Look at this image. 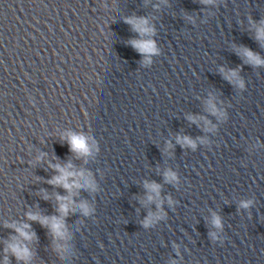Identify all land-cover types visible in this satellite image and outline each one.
I'll return each mask as SVG.
<instances>
[{"label": "clouds", "instance_id": "clouds-1", "mask_svg": "<svg viewBox=\"0 0 264 264\" xmlns=\"http://www.w3.org/2000/svg\"><path fill=\"white\" fill-rule=\"evenodd\" d=\"M203 3H210L211 0H201ZM125 23L131 25L133 31H136L140 34L141 37L150 36L153 33V29L148 26V21L146 18H127ZM257 40H264V27H260L257 29L256 33ZM132 47L140 53L143 57L144 64L151 63V56L158 53V49L155 45V42L151 39H138L130 41ZM242 56L246 58V63H249L253 66H264V59H261L259 54L252 52L248 48L242 49ZM238 77V73L235 70H231L229 75L225 76V79L229 80V82H233V78ZM240 87H243V81L237 80ZM208 110L212 114H218L215 104L212 100L208 101ZM194 121L195 118L190 117ZM62 139H66L69 145V149L71 152L75 153L76 156L79 157H88L93 155V148L95 144H90V137L80 133H68ZM177 143L181 146H190L195 148V141L189 136H177ZM37 159H40L39 157ZM58 175L54 176L50 181V184L55 186L63 187L67 192L68 196H59L57 195L56 199L58 202V211L60 213L59 216H51V217H42L40 214H31L29 213L28 218L31 220L38 221L43 226L49 228L54 238L64 239L67 235L66 233V225H65V217L68 215L70 211H75L73 208V196L76 194V190L80 188H85L89 191L95 190V185L91 183L84 171H73L71 162H69L65 166H61L59 163L52 165ZM81 178H83V183L80 182ZM165 182L167 183H175L177 180V175L175 172L168 170L164 173ZM145 189L148 192L147 202H156L157 207L160 206V190L161 185L156 182L145 183ZM47 198V197H45ZM171 202V201H170ZM251 204V201H242L241 207L248 208ZM79 211L82 215L88 216L93 211L86 201L79 202ZM159 217L154 216L153 214H149V216L143 222L144 227L150 226L155 219ZM212 223L215 227L220 228L221 220L220 217L214 216ZM15 228V231L19 233V236L23 237L25 240H31L34 236V233L30 231H26V229L30 228V225L24 224L19 227L16 225H6ZM11 251L18 260L23 259L27 260L30 257L29 250L27 247L20 244L19 241H14L8 244V247L5 251ZM5 264H7V257H5Z\"/></svg>", "mask_w": 264, "mask_h": 264}]
</instances>
